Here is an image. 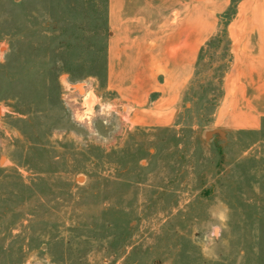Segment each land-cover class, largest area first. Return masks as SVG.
<instances>
[{
	"label": "rangeland",
	"instance_id": "374dc122",
	"mask_svg": "<svg viewBox=\"0 0 264 264\" xmlns=\"http://www.w3.org/2000/svg\"><path fill=\"white\" fill-rule=\"evenodd\" d=\"M106 39V0H0V264H264V130L212 131L225 42L143 127Z\"/></svg>",
	"mask_w": 264,
	"mask_h": 264
},
{
	"label": "crops",
	"instance_id": "0c3cea01",
	"mask_svg": "<svg viewBox=\"0 0 264 264\" xmlns=\"http://www.w3.org/2000/svg\"><path fill=\"white\" fill-rule=\"evenodd\" d=\"M106 7V85L131 107L135 125H173L199 62L225 42L212 131L223 140L264 130V0H106Z\"/></svg>",
	"mask_w": 264,
	"mask_h": 264
},
{
	"label": "water",
	"instance_id": "95a60500",
	"mask_svg": "<svg viewBox=\"0 0 264 264\" xmlns=\"http://www.w3.org/2000/svg\"><path fill=\"white\" fill-rule=\"evenodd\" d=\"M211 133H212V131H208L206 135L208 136V135H210ZM2 160H3V158L1 159V162H2Z\"/></svg>",
	"mask_w": 264,
	"mask_h": 264
},
{
	"label": "bare ground",
	"instance_id": "6f19581e",
	"mask_svg": "<svg viewBox=\"0 0 264 264\" xmlns=\"http://www.w3.org/2000/svg\"><path fill=\"white\" fill-rule=\"evenodd\" d=\"M80 90H83L82 87H79ZM84 92V91H83ZM86 94V93H85ZM86 98V97H85ZM89 98H91V96H89Z\"/></svg>",
	"mask_w": 264,
	"mask_h": 264
}]
</instances>
